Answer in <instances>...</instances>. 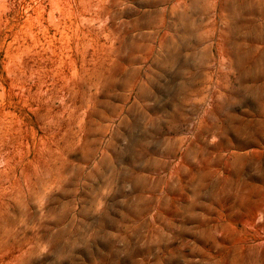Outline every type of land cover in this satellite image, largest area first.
I'll return each mask as SVG.
<instances>
[{
  "label": "rangeland",
  "instance_id": "obj_1",
  "mask_svg": "<svg viewBox=\"0 0 264 264\" xmlns=\"http://www.w3.org/2000/svg\"><path fill=\"white\" fill-rule=\"evenodd\" d=\"M0 264H264V0H0Z\"/></svg>",
  "mask_w": 264,
  "mask_h": 264
}]
</instances>
